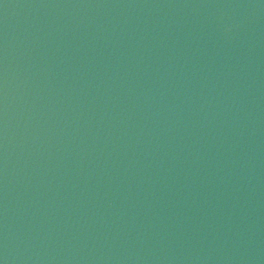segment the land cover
I'll return each mask as SVG.
<instances>
[{
  "label": "water",
  "instance_id": "1",
  "mask_svg": "<svg viewBox=\"0 0 264 264\" xmlns=\"http://www.w3.org/2000/svg\"><path fill=\"white\" fill-rule=\"evenodd\" d=\"M3 264H264V0H0Z\"/></svg>",
  "mask_w": 264,
  "mask_h": 264
},
{
  "label": "snow or ice",
  "instance_id": "2",
  "mask_svg": "<svg viewBox=\"0 0 264 264\" xmlns=\"http://www.w3.org/2000/svg\"><path fill=\"white\" fill-rule=\"evenodd\" d=\"M0 264H3V261L2 260H0Z\"/></svg>",
  "mask_w": 264,
  "mask_h": 264
}]
</instances>
